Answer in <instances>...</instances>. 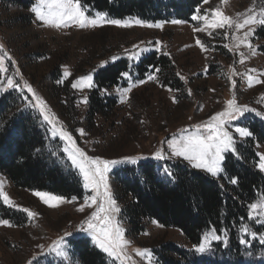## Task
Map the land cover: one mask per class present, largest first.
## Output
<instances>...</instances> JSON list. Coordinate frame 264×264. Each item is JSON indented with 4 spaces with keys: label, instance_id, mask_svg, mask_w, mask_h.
<instances>
[{
    "label": "rangeland",
    "instance_id": "1",
    "mask_svg": "<svg viewBox=\"0 0 264 264\" xmlns=\"http://www.w3.org/2000/svg\"><path fill=\"white\" fill-rule=\"evenodd\" d=\"M24 1L30 2L28 8L18 2L0 0V44L4 46L0 55L5 51L8 53L2 65L6 71H0V92L13 95L20 104V113L33 114L36 121H41L46 131V149L55 163L66 170L76 171L84 187L82 174L72 163L69 152L65 151L71 145L58 134H53V126L44 119L40 108L34 106L36 98L23 87L25 84L30 85L36 96L44 101L47 112L55 118L56 129L68 132L76 146L88 156L120 161L110 166L107 173L111 192L117 171L145 161L157 163L159 176L168 181L174 180L170 170L172 164L204 173L221 183L228 181L224 169L227 156L242 159L241 149L254 138L253 135L240 137L235 132L236 127L251 132L249 122H264V26L252 24L240 30L226 26L209 30L212 35H208V31H195L197 27H203V21L193 17L211 15L213 10L219 9L233 20H242L244 16L241 14L248 15L249 9H253L251 14L259 15L264 9V0H208V3L201 0L193 7L188 20L177 18L172 10L167 19L157 21L138 16L114 18L106 11L81 3L92 18L103 14L106 20L132 23L131 27L104 24L84 29L77 26L50 27L39 21L32 11L37 0ZM250 28L253 31L245 39L244 33ZM237 37L244 42L240 43ZM197 40L204 47L197 44ZM151 53L165 56L172 62L175 79H170V84L159 69L151 68L145 76L136 70L141 59ZM123 59L129 60L132 69L122 75L119 85L110 93L101 92L116 98V108L91 120L88 100L96 88L95 74L106 65ZM89 75L92 87L72 86ZM250 77L252 86H249ZM8 80L19 84L23 91L8 88ZM128 89L130 91H126ZM232 99L238 106H247L254 111L245 112L226 125L233 136L235 150L224 153L223 171L219 175L212 176L193 167L183 157L174 155L170 147L173 141L196 133L197 126L209 123L213 116L225 111ZM200 134H205L202 127ZM255 147L260 159L264 155V143L256 141ZM157 153L162 158H157ZM222 177H226L225 180ZM0 186L15 205L9 206L0 198V206L17 215L14 219L0 215V220H7L11 225L0 224V264H81L74 243L82 239L102 251L107 263L126 264L100 249L93 234L84 230L95 207L85 206L84 211L79 209L84 206L86 197L94 195L91 189L84 187L83 197H63L64 202L59 206L50 207L35 193H53L17 188L2 173ZM262 202L264 198L254 203ZM22 209L36 213L35 217L28 216ZM250 216L258 224H264V213L257 214L250 208ZM115 220L129 242L125 253L131 264H162L159 251L163 244H175L193 251L198 264H210L211 260L219 264H264V241H258L259 237L257 242L243 243L237 257L217 252L215 240L211 239L207 250L200 253L180 230L166 228L156 220L148 222L145 231L137 238L127 234V223L121 210L115 214ZM62 237L64 244L54 251L56 241ZM224 241L223 248L228 249L226 239ZM145 249L151 253L150 259L137 254V250Z\"/></svg>",
    "mask_w": 264,
    "mask_h": 264
},
{
    "label": "trees",
    "instance_id": "2",
    "mask_svg": "<svg viewBox=\"0 0 264 264\" xmlns=\"http://www.w3.org/2000/svg\"><path fill=\"white\" fill-rule=\"evenodd\" d=\"M11 1L21 3L24 8L30 6L29 1ZM200 2L81 0L85 6L106 11L114 18L138 16L155 21L167 19L173 11L177 18L188 20L193 7ZM130 67L129 60L123 59L97 71L94 78L96 88L88 100L91 120L116 108V98L106 94L119 85L122 75L132 69ZM151 68L163 71L169 84L170 79H175V67L165 56L151 53L136 65V70L143 76ZM102 91L107 93L102 95ZM12 96L0 92V173L17 188L47 191L67 198L83 197L84 187L77 172L55 163L46 149V131L41 121H36L33 114L20 113V104ZM248 126L254 138L241 149L242 159L227 156L224 169L229 179L223 183L204 173L174 164L170 166L174 180L168 181L159 176V168L154 161L127 165L117 171L112 193L121 206L127 234L137 238L145 231L148 222L156 220L166 228L180 230L188 243L198 246L206 235L214 232L220 236V240L214 241L217 252L235 257L241 250L242 240L257 242L259 237L260 241L264 224H258L251 218L250 205L264 198V172L258 169L259 158L255 147L256 141L264 143V122L253 121ZM0 215L13 219L17 217L1 206ZM244 227L249 231L245 232ZM224 239L228 249L223 248ZM74 244L81 264H109L103 252L88 240L82 239ZM193 254V251H186L175 244H163L159 251L162 264H198ZM210 264L219 263L211 260Z\"/></svg>",
    "mask_w": 264,
    "mask_h": 264
},
{
    "label": "snow or ice",
    "instance_id": "3",
    "mask_svg": "<svg viewBox=\"0 0 264 264\" xmlns=\"http://www.w3.org/2000/svg\"><path fill=\"white\" fill-rule=\"evenodd\" d=\"M208 3V0H204ZM37 19L44 24L55 27H69L77 26L81 29L84 28H95L97 26H103L104 24H113L119 27H131V22H125L115 19H105L103 14H98L96 18H92L89 14H86L81 0H37L36 6L32 9ZM253 9H249V14L244 15L242 20H233L231 17L224 15L219 9L213 10L211 15L205 16H194V20L203 21V27H197L195 31L205 32L208 31V35H212V31L215 29H222L226 26L228 28H235L236 30L243 29L252 24H258L264 26V9H261L259 15L251 14ZM137 24H143L141 21H136ZM173 23H179V21H173ZM152 27L153 25H144ZM155 27H162V25H154ZM253 29H249L248 32L244 33V38L251 34ZM240 43L244 42V39L237 37ZM197 44L201 47L204 45L201 41L197 40ZM3 45L0 44V51L3 50ZM8 56L5 51L3 55H0V71H6L2 67L4 57ZM243 63V59H241ZM254 71V70H253ZM154 79V77H150ZM92 77H82L73 87L82 85L84 87H92ZM260 82V81H257ZM235 85V81H233ZM8 88H19L23 91V87H26L29 92L33 93L36 98V105L40 108V111L44 114V119L53 126L54 135L61 136L67 141L71 147L65 149L69 152L72 163L79 169L83 176L84 187L91 189L94 195H89L85 198L84 206L79 210L84 211V207H95V211L92 213L91 218L86 221L87 228L85 231H89L93 234L95 244L107 253L110 257L117 259L128 260L125 253V248L129 243L124 237V231L119 226V223L115 220V214L120 211L115 199H113L112 192L108 184L107 173L110 170V166L120 163V161L114 160H103L100 157L88 156L82 149L76 146L73 137L62 129H56V121L47 110L46 105L39 96H36L35 92L30 85L25 84L21 87L19 84L12 80L7 81ZM249 86H252L251 77L249 78ZM130 91V89L126 90ZM254 111L249 109L247 106H238L235 99L228 101V108L217 113L211 118V121L203 126H197V132L184 137L180 141H173L170 147L173 153L177 157H183L189 161L193 167L203 169L210 173L212 176H217L223 171L221 165L224 159V153L226 151H234V140L232 134L227 130L226 125L233 120L243 116L245 112ZM201 127L204 130V135L200 134ZM235 132L240 137H251L253 134L247 128L236 127ZM157 158H162L160 153H157ZM260 171L264 172V155H261L258 163ZM235 183V181H233ZM38 196L45 204L50 207H57L60 203L64 202V198L44 192H36ZM0 198L3 202L9 206H15L7 192L3 191L0 186ZM253 212L257 214L264 213V202L254 203L250 205ZM28 216L35 217L36 213L31 212L28 209H22ZM0 224L11 226L7 220H0ZM243 230L248 232L249 229L244 227ZM255 236V233L252 234ZM209 239L220 240V236L214 232L204 237V242L200 243L196 247V251L204 253L209 246ZM260 239L264 241V236ZM241 243H246L242 240ZM64 244L63 237L56 241L55 250H59ZM137 254L141 257L149 258L151 253L148 250H137Z\"/></svg>",
    "mask_w": 264,
    "mask_h": 264
},
{
    "label": "built area",
    "instance_id": "4",
    "mask_svg": "<svg viewBox=\"0 0 264 264\" xmlns=\"http://www.w3.org/2000/svg\"><path fill=\"white\" fill-rule=\"evenodd\" d=\"M126 264H131L129 260H123Z\"/></svg>",
    "mask_w": 264,
    "mask_h": 264
}]
</instances>
